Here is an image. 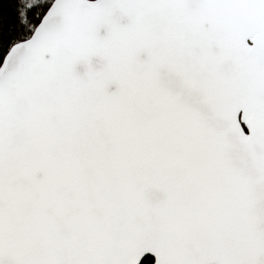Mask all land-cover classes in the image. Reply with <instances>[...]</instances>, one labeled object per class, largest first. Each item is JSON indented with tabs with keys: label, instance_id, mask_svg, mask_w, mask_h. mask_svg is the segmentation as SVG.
I'll return each mask as SVG.
<instances>
[{
	"label": "snow or ice",
	"instance_id": "6c2138e0",
	"mask_svg": "<svg viewBox=\"0 0 264 264\" xmlns=\"http://www.w3.org/2000/svg\"><path fill=\"white\" fill-rule=\"evenodd\" d=\"M0 264H264V0H0Z\"/></svg>",
	"mask_w": 264,
	"mask_h": 264
}]
</instances>
